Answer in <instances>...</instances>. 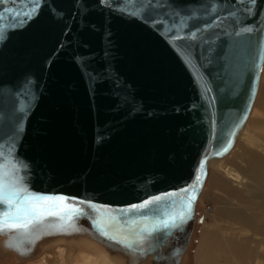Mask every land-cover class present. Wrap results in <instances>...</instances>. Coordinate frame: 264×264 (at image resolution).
<instances>
[{"label":"water","instance_id":"1","mask_svg":"<svg viewBox=\"0 0 264 264\" xmlns=\"http://www.w3.org/2000/svg\"><path fill=\"white\" fill-rule=\"evenodd\" d=\"M263 65L264 0H0V152L30 193L81 210L0 235L18 251L88 234L134 255L189 241L208 161L234 146Z\"/></svg>","mask_w":264,"mask_h":264},{"label":"rangeland","instance_id":"2","mask_svg":"<svg viewBox=\"0 0 264 264\" xmlns=\"http://www.w3.org/2000/svg\"><path fill=\"white\" fill-rule=\"evenodd\" d=\"M257 157L264 159V70L259 94L245 131L230 155L210 166L208 180L199 198L191 241L182 264H222V255L228 252L230 241L240 240L238 236L246 229L243 221L250 214L257 213L256 204L262 203L259 198L250 196L258 186L256 178L261 170L255 163ZM261 167L264 169V165ZM230 168L239 175L238 182L229 178ZM236 233L238 236H234ZM243 233L245 235L247 231ZM3 262L18 264L14 255L7 258L0 256V264Z\"/></svg>","mask_w":264,"mask_h":264},{"label":"bare ground","instance_id":"3","mask_svg":"<svg viewBox=\"0 0 264 264\" xmlns=\"http://www.w3.org/2000/svg\"><path fill=\"white\" fill-rule=\"evenodd\" d=\"M263 70L264 65L262 73ZM259 90L260 85L257 97L259 94ZM257 97L255 99L254 105L256 103ZM254 105L252 107L248 120L252 114ZM248 120L236 136V142L232 149L223 157L212 158L208 161V176L206 182L210 174L209 171L211 164H214V162H219L230 155L232 150H234L238 140L240 139L242 132L245 131ZM261 138H263V136H261ZM262 159V157L255 158L256 166L260 167L261 170L260 173H257L259 174L256 178L258 186L255 189V193L253 195H250L253 196L252 198H259L262 203L256 204L258 210L257 213L255 212L250 214L248 217H246L247 219L243 221L244 223H246L245 225L243 224L244 226H246V229H243L241 233L239 232L240 236H238L237 233L234 234V236H238L240 240L230 241L228 252L222 255V264H264V169H262L261 167L262 165H264V161H261ZM235 172L236 171L232 170L231 168L228 169L229 178L238 182L240 177ZM245 231H247V234L243 235V232ZM9 240H12L10 234L0 235V256L2 258H7L11 255H14L18 264H173L174 260L170 256L169 250L174 246H181L182 244L186 243V249L180 261V264H182L183 257L189 247L191 238L189 241H186L183 234H177V236L170 237L165 245L160 247L159 250L155 252L145 251V253L143 254L135 255L117 246H111L99 241L98 239L96 240L95 238L90 237L88 234L75 238H65L64 236L54 235L43 239H36L32 244H28L27 246L22 245L18 247V251L9 245ZM144 247L145 246H143V248ZM209 247L211 248V245H209ZM156 253L167 254V257L154 259Z\"/></svg>","mask_w":264,"mask_h":264},{"label":"snow or ice","instance_id":"4","mask_svg":"<svg viewBox=\"0 0 264 264\" xmlns=\"http://www.w3.org/2000/svg\"><path fill=\"white\" fill-rule=\"evenodd\" d=\"M31 12L22 15L31 16ZM14 149H9L7 155L0 152V204L6 205L8 211L0 216V231L15 230L18 233L27 234L30 229L43 224L47 217H59L61 220L71 222L73 217L81 214L79 208L69 204L65 197L41 196L30 193L27 186L23 184V177L20 175L24 165L17 161L12 155ZM164 197H156L145 204L137 205L135 208H147L149 204H154ZM177 217L163 221V227L175 225ZM179 219H183L181 215ZM159 227V225H157ZM144 231H148L145 229Z\"/></svg>","mask_w":264,"mask_h":264},{"label":"crops","instance_id":"5","mask_svg":"<svg viewBox=\"0 0 264 264\" xmlns=\"http://www.w3.org/2000/svg\"><path fill=\"white\" fill-rule=\"evenodd\" d=\"M4 264H7L6 262H3Z\"/></svg>","mask_w":264,"mask_h":264},{"label":"flooded vegetation","instance_id":"6","mask_svg":"<svg viewBox=\"0 0 264 264\" xmlns=\"http://www.w3.org/2000/svg\"><path fill=\"white\" fill-rule=\"evenodd\" d=\"M149 264H153V263H149Z\"/></svg>","mask_w":264,"mask_h":264}]
</instances>
